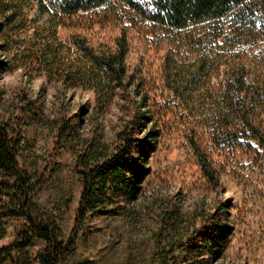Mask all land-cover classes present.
Instances as JSON below:
<instances>
[{"label":"rangeland","instance_id":"rangeland-1","mask_svg":"<svg viewBox=\"0 0 264 264\" xmlns=\"http://www.w3.org/2000/svg\"><path fill=\"white\" fill-rule=\"evenodd\" d=\"M35 15V7L26 6L3 24L0 58L7 66L0 72V88L9 108L26 100L25 96L38 106L40 118H29L24 130L21 160L30 171L46 173L39 205L58 218L67 236L80 194L79 174L74 169V151L58 146L48 128L50 121L72 117L83 108L85 122L80 131L88 133L91 127L96 131L92 126L95 123L103 139L112 144L130 111L127 90L112 88L99 95L90 84H72L76 71L89 70V79L94 71L90 63L87 69L86 59L70 44V36L79 31L98 53H109L115 51L121 29L114 25L56 28L46 16ZM254 41L251 38V52L243 54L242 60L251 63L248 80L263 81L259 90L264 95V41L260 39L252 46ZM169 52L177 61L172 79L176 83L183 79L193 81L188 88L179 89V93L184 92L183 101L176 96L173 84L166 87L161 79L163 57ZM198 55L189 45L175 40L149 43L137 33H130L126 75L134 84H130L128 92L134 96L139 90L147 95L148 105L143 111L148 123L141 131L154 130L157 136L147 151L148 174L140 184L137 198L127 201L123 212L93 220V230L87 231L77 244L76 261L155 264L157 249L167 247L163 239L167 237L168 224L163 220L178 205L185 219L199 216V220L205 218L202 224L224 223L230 228L228 244L213 264H264V166L254 165L242 153H220L214 149L210 135L218 120L216 89L223 73L215 69L211 74L190 78L195 69L191 64ZM261 108L257 123L264 128V98ZM199 153H206L217 169L218 185L205 176ZM222 209L226 212L221 214ZM20 224L15 220L8 222L0 231V245L16 237ZM42 247L38 242L29 248L28 264H39ZM24 258L19 259V264H26Z\"/></svg>","mask_w":264,"mask_h":264},{"label":"trees","instance_id":"trees-1","mask_svg":"<svg viewBox=\"0 0 264 264\" xmlns=\"http://www.w3.org/2000/svg\"><path fill=\"white\" fill-rule=\"evenodd\" d=\"M26 6L35 7V18L46 16L56 28L120 27L117 47L109 53H98L81 32L71 34L70 44L86 59L87 69L90 63L94 71L90 79L89 70L76 71L71 80L74 86L90 84L99 95L112 88L127 90L130 111L112 144L103 139L95 123L96 131L92 127L88 133L80 131L85 122L83 108L72 117L50 121L48 128L58 146L74 151V169L79 174L78 204L65 236L58 218L39 205L46 173L30 171L21 160L24 130L29 118H40L38 106L25 96L26 100L9 108L0 88V231L9 221L21 222L16 237L0 245V264H19L22 257L28 264L29 248L38 242L43 244L39 264H82L75 259L76 247L80 238L93 230V220L123 212L124 204L137 198L148 174L147 151L157 133L141 131L148 123L143 111L147 95L139 90L134 96L128 92L134 84L126 75L130 33L149 43L171 39L189 45L199 53L191 64L195 65L189 74L192 79L196 74L222 71L216 89L219 111L211 128L212 145L217 152L242 153L254 165L264 166V128L257 123L262 113L264 95L259 89L263 81L251 83V63L242 60L243 54L251 52V38L255 40L252 46L264 41V0H0V31ZM6 66L0 58V72ZM176 68L177 61L169 52L163 57L161 79L166 87L173 84L176 96L183 101L184 92L179 89L188 88L193 81L176 83L172 79ZM199 164L205 176L218 185L220 175L206 153H199ZM198 217L185 219L178 205L172 207L163 220L168 224L163 239L167 247L157 249L155 264H213L221 258L230 228L224 223L202 224L205 218L201 221Z\"/></svg>","mask_w":264,"mask_h":264}]
</instances>
